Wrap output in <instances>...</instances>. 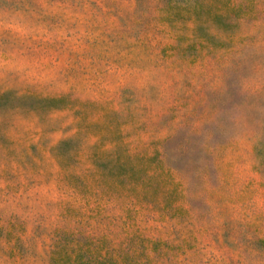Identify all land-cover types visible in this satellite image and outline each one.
<instances>
[{
	"label": "rangeland",
	"instance_id": "1",
	"mask_svg": "<svg viewBox=\"0 0 264 264\" xmlns=\"http://www.w3.org/2000/svg\"><path fill=\"white\" fill-rule=\"evenodd\" d=\"M0 264H264V0H0Z\"/></svg>",
	"mask_w": 264,
	"mask_h": 264
}]
</instances>
